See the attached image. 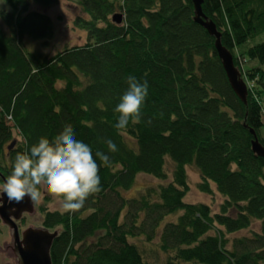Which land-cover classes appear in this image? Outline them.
<instances>
[{"label": "trees", "instance_id": "1", "mask_svg": "<svg viewBox=\"0 0 264 264\" xmlns=\"http://www.w3.org/2000/svg\"><path fill=\"white\" fill-rule=\"evenodd\" d=\"M58 2L7 0L11 11H0L10 28L0 25V173L6 178L17 152L42 136L54 139L66 125L94 153L111 157L100 168L101 191L78 212L39 206L41 226L58 230L52 264H264V159L252 151L250 133L264 146V41L246 46L264 31V0L202 4L234 64L242 63L236 49L251 63L245 74L256 92L248 90L246 103L228 83L214 38L194 21L191 0H83L88 18L77 16L74 25L86 32L85 44L53 55L24 49L25 36L56 34L52 18L30 6ZM118 10L119 25L112 20ZM129 76L147 79L150 95L142 122L120 130L115 109ZM109 139L117 152L109 151ZM190 165L199 172V191L212 195L214 185L224 197L219 212L185 201ZM139 174L159 182L128 198ZM255 221L259 232L227 237ZM133 239H157L165 259L149 262Z\"/></svg>", "mask_w": 264, "mask_h": 264}, {"label": "clouds", "instance_id": "2", "mask_svg": "<svg viewBox=\"0 0 264 264\" xmlns=\"http://www.w3.org/2000/svg\"><path fill=\"white\" fill-rule=\"evenodd\" d=\"M6 3L7 0H0V6ZM127 83L128 88L115 109L120 114L115 127L120 130L142 122V108L150 95L147 79L141 81L129 76ZM107 144L110 152L119 150L113 140H107ZM110 161L109 154L94 153L92 146L78 139L66 125L54 139L42 136L37 143L17 152L10 173L0 182V206L5 197L9 204H18L25 198L40 202L43 189L61 202L58 209L61 214H74L85 206L91 195L101 191L100 168L108 166Z\"/></svg>", "mask_w": 264, "mask_h": 264}, {"label": "rangeland", "instance_id": "3", "mask_svg": "<svg viewBox=\"0 0 264 264\" xmlns=\"http://www.w3.org/2000/svg\"><path fill=\"white\" fill-rule=\"evenodd\" d=\"M83 0H59V2L49 8H43L38 5L32 4L30 9L33 11H39L47 14L55 23L56 34L55 37L51 40H34L28 36H25L21 39V44L27 51L34 49H41L53 55L56 52L63 50L66 47L83 45L86 42V32L77 28L74 25V20L77 16H82L88 18V16L83 12L81 7V2ZM118 2L119 0H115ZM0 11H11L10 6L6 3L0 6ZM118 12H120L118 10ZM0 25L5 32H9L10 28L0 19ZM49 41V42H48ZM264 41V31L258 34L254 39H251L246 45H253L255 43H260ZM48 42V43H46ZM243 48V47H242ZM235 55L238 57L243 73L245 83L252 89L251 92H256L254 84H252L251 79L245 74L246 67L251 65V63H246V61L240 56L241 50L236 49L234 51ZM249 64V65H248ZM264 67V66H263ZM245 68V69H243ZM263 105V116H264V97L261 99ZM15 139L21 140V137L18 136L16 131H13ZM130 141V140H129ZM131 142V141H130ZM173 163L169 160L166 163V171L168 173V180L172 177ZM187 175L188 182L190 185V191L185 197V201L188 203H204L210 206L213 213H217L220 210L221 204L224 202V197L216 191L214 185H212L214 193L212 195L202 193L198 189V184L201 182L199 172L195 166H187ZM159 182V180L150 177L145 174H139L137 176L135 185L133 189L126 193V196L129 198L137 193L140 190H144L147 187L154 186ZM43 191V195L48 196L50 200L46 202L43 198L40 202H34L35 212L33 214H24L23 217L18 221L19 230L22 231L25 228L40 227L42 215L38 210L39 206L44 205L49 210H58L61 207V202L55 197V195L50 194L46 191ZM174 217L175 215H171ZM177 218V216L175 217ZM260 231L259 222H254L249 229L242 230L235 234H229L227 237L232 241L236 237L250 236L254 232ZM137 242L142 250L145 252V257L149 262H162L165 259V255L158 250L157 239L152 243H142L138 239H133ZM12 244L11 236L9 229L5 226L0 220V264H16V259L12 256L9 251V246ZM230 246V245H229Z\"/></svg>", "mask_w": 264, "mask_h": 264}, {"label": "water", "instance_id": "4", "mask_svg": "<svg viewBox=\"0 0 264 264\" xmlns=\"http://www.w3.org/2000/svg\"><path fill=\"white\" fill-rule=\"evenodd\" d=\"M194 8V21L207 30L208 34L214 38V47L218 58L226 74L228 83L236 96L243 102L247 101V87L241 74L233 62L232 53L222 45L221 33L215 23L209 19L202 11L204 0H191ZM122 13L113 15L112 20L119 25L123 22ZM252 134L251 149L255 155L264 159V146L258 140L254 130L250 129ZM15 141H12L8 149L12 148ZM2 181L5 177L0 173ZM35 212L34 202L25 198L20 203L9 204L4 199L0 206V220L7 226L10 232L12 244L8 247L12 256L16 259V264H52L50 250L58 231L48 230L47 228L29 226L20 231L18 221L24 214H33Z\"/></svg>", "mask_w": 264, "mask_h": 264}]
</instances>
